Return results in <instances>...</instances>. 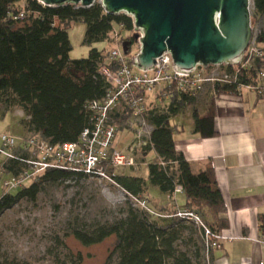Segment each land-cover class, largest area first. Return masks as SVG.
<instances>
[{
  "label": "trees",
  "instance_id": "1",
  "mask_svg": "<svg viewBox=\"0 0 264 264\" xmlns=\"http://www.w3.org/2000/svg\"><path fill=\"white\" fill-rule=\"evenodd\" d=\"M20 2L23 5L17 7ZM252 5L251 23L252 28L258 29L256 41L262 56L255 59L249 68L239 69L235 84H212L210 91L214 97L237 95L239 86L256 87L260 83L259 74L264 71V0H253ZM75 22L85 24L84 43L88 46L107 41L114 25L132 33L122 40V43L130 42L128 56L131 46L137 43L132 19L124 14H106L98 2L82 8L72 4L47 7L36 0H0V104L4 105L5 111L18 108L24 114L21 121L23 139L37 138L51 145L75 142L82 130L90 126L88 104L104 99L111 89L106 77L100 73L103 66L115 70L116 63L109 60L107 54L91 48L84 59L69 58L71 45L66 30ZM133 56L129 57V63ZM211 68L213 66L206 67L207 70ZM219 68L231 76L237 66L221 65ZM196 94L191 96L172 89L165 107H148L143 119L152 131L140 152L146 155L153 151L157 157L156 162L148 165V184L171 198L175 188L181 187L184 196L181 208L196 212L210 235H219L227 228L228 222L212 163L206 162L201 172L194 173L190 163L174 149L176 126L171 125L170 120L188 104H193ZM131 115L132 109L121 105L112 111L111 124L118 130L125 129ZM192 118L194 134L204 138L215 135L212 103L204 115L193 111ZM16 153L27 157L19 148ZM24 168L22 163L12 160L3 164L5 172L15 177ZM73 177L85 178L80 174L47 170L29 186L19 187L15 194L3 190L0 215L21 200L35 201L43 184ZM111 177L127 196L147 200L148 190L143 179L114 174ZM168 220L170 218H157L128 205L125 216L118 221L99 226L90 233L74 231L72 234L86 247L114 236L116 242L112 254L117 256V264H194L188 253L176 249L180 233L178 229L166 227ZM158 221L163 225L159 226ZM259 222L264 230V216H259ZM192 226L201 243L203 264H212L213 249L206 251L204 229ZM212 241L209 240L210 243Z\"/></svg>",
  "mask_w": 264,
  "mask_h": 264
},
{
  "label": "rangeland",
  "instance_id": "2",
  "mask_svg": "<svg viewBox=\"0 0 264 264\" xmlns=\"http://www.w3.org/2000/svg\"><path fill=\"white\" fill-rule=\"evenodd\" d=\"M20 5H23V2L17 4V7ZM252 11L253 5L250 7L251 14ZM114 29L119 35V40H125L132 34L115 25ZM66 31L71 45V60L86 58L91 48L105 54L113 48L112 43L105 41L92 46L86 45L83 22L71 24ZM130 51L128 57L138 53V42L131 46ZM220 70L219 67H213L209 73L213 71L214 77H221ZM211 88V83H203L202 89L195 97L199 99L200 95L209 92ZM165 101L163 99L159 106L165 107V104L162 105ZM152 105L155 103L152 102L147 109ZM24 118L18 108L5 111L4 105L0 104V147L3 134L15 138L24 136L21 127ZM134 138L131 128L117 131L114 141L116 150L124 155H134L138 164L135 167H118L114 169V175L143 179L148 190V207L160 214L157 218H163L169 211H174V200L148 184V165L154 163L157 157L153 151L144 156L140 152L141 148L133 149ZM3 161V156H0V166ZM8 179V175L0 173V197L4 192L3 182ZM32 182L26 183L25 186ZM18 189L7 191L15 194ZM182 198L177 197L179 206L183 205ZM128 205L131 206L130 200L121 189L101 180L73 177L57 183H45L35 201L21 200L0 215V264H117L118 258L112 254L116 242L114 236L86 247L81 245L72 233H90L99 226L112 224L125 216ZM157 224L163 225L160 221ZM166 227L178 229L180 233L175 243L176 249L188 253L194 264H203L204 254L194 227L189 223H178L171 217Z\"/></svg>",
  "mask_w": 264,
  "mask_h": 264
},
{
  "label": "built area",
  "instance_id": "3",
  "mask_svg": "<svg viewBox=\"0 0 264 264\" xmlns=\"http://www.w3.org/2000/svg\"><path fill=\"white\" fill-rule=\"evenodd\" d=\"M97 2L99 3L100 0ZM22 16L23 13L18 17ZM120 29L122 28L120 27ZM257 33L258 29L252 28V37L248 48L236 65L234 74L229 76L220 70L221 77H214L213 71L209 73L210 70L202 66H196L187 73L176 71L172 66L173 62L169 53H164L155 59V64L151 69H139L132 64V59L129 63L128 55L124 54L122 50V40H119V35L113 28L105 42L113 44V48L107 52V55L109 60L116 63V67L113 71L106 66L100 69V73L106 77L111 89L104 99L88 104L87 110L91 112L90 126L82 130L75 142L57 145H51L37 138L23 139L8 134L1 135L0 156H3L4 161L0 166V173L3 172L9 176V179L3 182L4 190L25 186L26 183L36 180L37 176L47 170L80 174L85 178L101 180L116 186L111 177L114 174V169L135 167L138 163L134 155H124L121 151L116 150L114 141L118 129L111 124L112 111L118 110L121 105H127L132 109V115L125 123V129L131 128L135 135L133 149L143 147L147 144L152 131V127L143 119V114L148 110L150 96L155 97L158 103H161L163 99H170L172 89L192 96L198 93L202 89L203 83L206 82L235 84L239 69L249 68L255 59L262 56V51L256 41ZM259 80L261 84L253 88L261 92L264 91V71L259 74ZM241 87L244 86H239V88ZM17 148L27 157L17 154ZM10 160L25 166L18 177L6 173L3 169V164ZM179 193H182V189L176 187L174 195ZM127 197L134 209L160 216L148 207L146 199L130 195ZM170 217L203 228L206 251L210 248H217L220 241L225 239L222 231L219 235H210V232L203 226L199 215L190 209L175 208L173 214L165 215L163 218ZM212 239L213 241L210 243L209 240Z\"/></svg>",
  "mask_w": 264,
  "mask_h": 264
},
{
  "label": "crops",
  "instance_id": "4",
  "mask_svg": "<svg viewBox=\"0 0 264 264\" xmlns=\"http://www.w3.org/2000/svg\"><path fill=\"white\" fill-rule=\"evenodd\" d=\"M198 98L170 123L176 126L175 151L194 173L210 161L224 200L228 226L222 230L225 239L211 252L212 264H264V230L259 222V216H264V91L244 86L237 95L214 97L209 91ZM152 102L161 104L150 96L149 105ZM168 103L169 99L162 105ZM210 103L215 135L204 138L193 133L192 112L204 115ZM179 196L184 205L183 194H175L174 209H182Z\"/></svg>",
  "mask_w": 264,
  "mask_h": 264
},
{
  "label": "water",
  "instance_id": "5",
  "mask_svg": "<svg viewBox=\"0 0 264 264\" xmlns=\"http://www.w3.org/2000/svg\"><path fill=\"white\" fill-rule=\"evenodd\" d=\"M47 7H91L96 0H36ZM106 14L132 19L139 44L132 64L148 70L169 53L176 71L237 65L252 37L253 0H100ZM130 42L122 43L124 54Z\"/></svg>",
  "mask_w": 264,
  "mask_h": 264
}]
</instances>
